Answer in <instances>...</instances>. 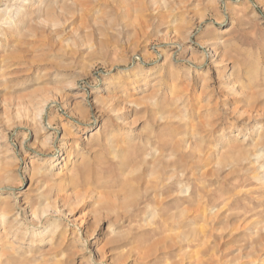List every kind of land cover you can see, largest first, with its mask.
<instances>
[{
	"label": "rangeland",
	"instance_id": "obj_1",
	"mask_svg": "<svg viewBox=\"0 0 264 264\" xmlns=\"http://www.w3.org/2000/svg\"><path fill=\"white\" fill-rule=\"evenodd\" d=\"M0 8V264H264V0Z\"/></svg>",
	"mask_w": 264,
	"mask_h": 264
},
{
	"label": "bare ground",
	"instance_id": "obj_2",
	"mask_svg": "<svg viewBox=\"0 0 264 264\" xmlns=\"http://www.w3.org/2000/svg\"><path fill=\"white\" fill-rule=\"evenodd\" d=\"M0 11H2V9L0 8ZM17 13V12H16ZM15 13V14H16ZM12 16H13V12L11 13H7V15L4 17L3 15H1L0 16V21H3L4 23H10L9 24V28L11 29H15L16 28V26L19 24V23H21V20L20 21H17V22H11V20L10 19H12ZM18 28V27H17ZM211 48H213V47H210L209 49H211ZM208 49V50H209ZM61 152H63L62 151V149L60 150ZM60 155H61V153H60ZM60 157H56L55 159H53L52 161H54V160H57V159H59ZM32 162V160L31 159H28L27 161H26V163L25 164H30ZM66 163V162H65ZM65 165V164H64ZM25 169V173L28 171V169H29V166H25L24 167ZM41 169V168H40ZM37 173V172H36ZM35 172H32V174L34 175V174H36ZM39 173V172H38ZM32 175V176H33ZM57 194V196H59L60 198H59V201H61L60 199H63L64 201H65V203H68V198H70V197H66L65 195H59V192L58 193H56ZM84 194H85V192H84ZM81 195H83V194H81ZM69 196V195H68ZM86 196V195H85ZM83 198V197H82ZM63 203V202H62ZM64 204V203H63ZM8 205L9 204H7V203H5V206H7L8 207ZM53 205V204H52ZM60 204H58V206H59ZM63 206V205H62ZM58 209H61V208H58ZM55 211H56V209H55ZM60 211V210H59ZM57 212H58V210H57ZM8 213V212H7ZM4 210H3V208H1L0 209V257L2 256V255H5V254H7V256H8V249H6V247H8L7 246V243H6V241L8 240V238L9 237H13V239L11 240V241H8V245H10V248L11 249H13L14 251H15V249H14V247H16V246H18L17 244L15 245V243H13V240H16L17 242H19V243H23L24 241V238L27 236V240H28V243L30 244H36L37 242H39V241H43V236L46 234V232L47 231H49V232H51L52 234V236H51V240H52V238H53V236H55L56 235V233H57V229L59 228V223H53L52 221H48L47 222V224L45 225V226H43V227H41V228H36L35 227V224H40V222H41V219H42V217H43V215L42 216H38V215H36V214H34V213H32V214H30V216H31V218H28V220H27V217H26V223H23L22 225L20 224V225H18V220L17 219H6L7 218V214ZM43 213H45V214H47L48 215V213L45 211V212H43ZM46 215V216H47ZM46 216H44V217H46ZM51 216V215H50ZM16 217V216H15ZM34 219V221L36 222V223H29L30 221L29 220H33ZM37 220V221H36ZM43 220V219H42ZM15 222V223H14ZM20 223V222H19ZM30 224H32V228H30L29 227V225ZM67 230V229H66ZM59 232V231H58ZM61 232V231H60ZM64 238V237H63ZM53 241V240H52ZM36 242V243H35ZM38 244V243H37ZM22 246V245H21ZM17 248V247H16ZM6 250V251H5ZM13 251V252H14ZM12 252V251H11ZM17 252V251H16ZM15 252V253H16ZM10 255V254H9ZM6 259H8V257L6 258ZM1 260V259H0ZM6 262H7V260H6ZM183 262V261H182ZM182 262H175V263H173V264H182ZM258 263V262H257ZM255 264V263H254Z\"/></svg>",
	"mask_w": 264,
	"mask_h": 264
}]
</instances>
